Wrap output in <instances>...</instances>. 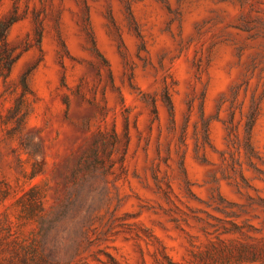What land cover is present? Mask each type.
<instances>
[{"label":"rangeland","instance_id":"rangeland-1","mask_svg":"<svg viewBox=\"0 0 264 264\" xmlns=\"http://www.w3.org/2000/svg\"><path fill=\"white\" fill-rule=\"evenodd\" d=\"M14 10L8 86L33 93L5 123L0 78V264H264L240 255L264 244V0Z\"/></svg>","mask_w":264,"mask_h":264},{"label":"trees","instance_id":"trees-1","mask_svg":"<svg viewBox=\"0 0 264 264\" xmlns=\"http://www.w3.org/2000/svg\"><path fill=\"white\" fill-rule=\"evenodd\" d=\"M20 19L17 10H14L11 14L6 15L2 19H0V78L4 81L6 85V89L4 93L12 94L14 91L20 89L19 96L16 98L15 105L10 108L9 115L7 119H4V122L7 123L8 121L15 120L16 126L21 129L26 125L27 117L29 115V101L28 95L29 93H33L31 85L29 83V74L30 70H26L22 76L20 77L19 84L16 86V89H11L9 84L10 77L12 73V69L14 64L20 58L22 52L18 51L17 47L12 45L9 38L8 33L11 26ZM35 36H36V43L41 51L42 48V38H43V27L41 24H38L35 29ZM30 46L25 48V50L29 49ZM104 57V56H103ZM170 101V112L171 115L174 114V106L172 104L171 99ZM152 106L153 111L157 114V103L156 99H152ZM257 115L253 114L250 120L247 122V146L252 149V142H251V133L255 123ZM115 138L117 136L116 130H114ZM103 135V133H100ZM206 137L209 138V128L206 130ZM99 140L96 139L95 143L92 147L89 148L92 152H97L99 149ZM107 143H104L106 146ZM37 172L34 173L36 175ZM240 255H243L246 258L250 259H257L260 256H264V244L257 245V244H243L240 250Z\"/></svg>","mask_w":264,"mask_h":264}]
</instances>
